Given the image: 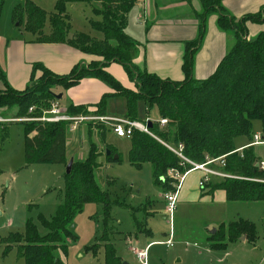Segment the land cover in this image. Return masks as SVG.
<instances>
[{
    "label": "trees",
    "instance_id": "obj_1",
    "mask_svg": "<svg viewBox=\"0 0 264 264\" xmlns=\"http://www.w3.org/2000/svg\"><path fill=\"white\" fill-rule=\"evenodd\" d=\"M201 2L204 9L202 19L210 13H216L219 28L233 38V46L211 77L195 79L193 56L202 44L205 29L202 25L198 39L190 43L185 52L182 67L185 79L174 82L140 71L134 66L139 43L127 34L126 29L137 0H59L55 12L49 17L52 27L50 36L44 34L47 13L27 0L15 10L14 20L18 26L34 34L39 43L66 44L102 61L78 64L66 75H57L44 65L36 64L33 67L32 85L25 91L10 88L4 74L0 73V81L5 88L0 90V109L17 108L16 120L39 119L51 108V103L57 101L54 93L56 88L68 90L84 79H98L108 85L113 93L102 97L93 108L97 112L90 113L87 106L72 105L67 114L70 117H105L107 101L114 97L126 99L127 114L124 119L128 121L138 122L137 108L140 102L146 105L148 115L152 109H157L160 121L167 120L168 124L161 127L160 122L151 123L150 131L154 137L135 131L129 139V162L138 169L150 164L154 183L163 192L175 190V183L167 177L169 170L184 172L190 169L189 165L183 167L182 160L165 146L177 147L181 144L184 156L194 163L202 164L207 158L216 160L225 157L226 166L222 171L234 177L207 184L201 192L203 195L213 196L221 190L226 193L229 203L264 202V170L259 166L261 161L254 146H250L254 141L255 121L261 122L264 141V29L254 39L248 38V24L264 26V7L238 20L224 9L221 0ZM74 4L94 8V13L101 17V21H91V25L104 35L103 40L84 33L70 35L68 6ZM96 5H100V8H95ZM112 63L124 68L130 81L135 84L134 90L123 87L107 72ZM37 71L42 73L38 79ZM19 123L25 126L26 166L53 164L67 167L70 162L67 157V135L72 122ZM97 129L102 131L100 135L105 142L109 129L105 125H99ZM242 137L251 143L238 152L236 139ZM96 149L97 144L91 141L86 158L74 160L70 174L66 172L63 201L56 215L51 220L40 217L48 234L40 236L37 227L28 223L25 235L12 240L25 264H66V238L74 239L71 228L75 216L89 203L101 204L109 210V194L97 180L96 174L102 167V153ZM106 150L112 154L106 156ZM106 150L103 155L107 162H121L120 157L116 161L113 159L118 154L115 149L107 146ZM142 231L150 234L145 228ZM241 236L253 240L254 226L242 220L223 225L209 241L214 250H221L228 242L236 241L235 237ZM101 246L107 249L106 264H121V259L109 243L97 244L94 251Z\"/></svg>",
    "mask_w": 264,
    "mask_h": 264
},
{
    "label": "rangeland",
    "instance_id": "obj_2",
    "mask_svg": "<svg viewBox=\"0 0 264 264\" xmlns=\"http://www.w3.org/2000/svg\"><path fill=\"white\" fill-rule=\"evenodd\" d=\"M26 1L0 0L1 51L8 39L13 40L21 35L26 39L32 38L14 20L15 10ZM30 1L41 7L49 18L55 12L59 0ZM187 1L189 3L192 0ZM198 1L202 4V0ZM94 7L100 8V5ZM68 14L72 27L70 35L84 33L100 40L103 38V34L94 30L91 25V21L100 20L93 7L84 4L69 5ZM194 17L202 20L199 13ZM51 28L48 19L44 28L45 34ZM108 102V114L121 118L127 114V102L124 98L110 99ZM6 112L3 116L7 120H0V264H25L12 240L25 235L28 223L37 227L40 236L48 234L40 217L51 220L56 215L63 201L67 167L53 164L26 166L25 126L13 122L17 108L8 109ZM89 112L97 111L89 109ZM137 113L140 123L160 122L157 109H152L148 115L143 102L138 103ZM44 115L45 113L41 117H45ZM85 118L87 120L72 126L77 129L74 133L68 132L67 156L69 159L85 156L89 152L90 142L93 141L104 160L103 154L107 146L100 135L101 127L97 129L99 125H105L101 123L102 117ZM260 128L261 122L255 121L254 137H262ZM89 130L92 132L89 133ZM106 143L118 152L116 155L121 159L120 163L104 160L105 163L101 162L103 166L96 174L102 189L109 194L111 206L106 210L101 204L89 203L75 216L71 228L74 239L66 238V264H106L105 246L95 251L94 248L97 244L108 243L113 246L116 256L123 264H141L132 248L143 251L151 242L157 243L149 250V264H264V202L220 203L206 195L198 199L181 200L177 203L171 226L166 204L163 203L165 192L155 185L151 165L145 164L138 169L130 164L129 139H117L108 134ZM256 151L261 155L260 161L264 162V147L257 148ZM240 220L254 226L255 238L251 240L241 236L245 238L242 240L241 237H235L237 240L228 242L224 249L214 250L209 241L212 231ZM143 228H147L150 234L140 232ZM171 232L174 235V247L161 245ZM131 236L132 245L127 241ZM207 247L210 250L205 249ZM57 255L61 253L57 252Z\"/></svg>",
    "mask_w": 264,
    "mask_h": 264
},
{
    "label": "crops",
    "instance_id": "obj_3",
    "mask_svg": "<svg viewBox=\"0 0 264 264\" xmlns=\"http://www.w3.org/2000/svg\"><path fill=\"white\" fill-rule=\"evenodd\" d=\"M221 4L232 17L239 20L246 15L259 12L264 7V0H221ZM203 11L202 4L198 0H192L189 3L187 0H137L136 6L129 15L126 29L127 34L139 43V51L134 58V66L140 71H146L162 79L174 82L183 81L185 75L182 67L185 52L188 45L198 39L200 28L203 25L205 29L202 44L193 56V77L198 80L211 77L221 60L232 48L234 41L231 36L219 28L218 15L216 13L206 15L204 20L202 19L203 21L194 17L198 13L202 15ZM99 18V21H101V17ZM263 29L264 26L248 24V38L254 39ZM30 34L32 38L29 39H26L23 35L14 37L15 39L13 40L8 39L9 41L4 50H0V73L4 74L10 88L14 90L25 91L32 85L33 67L36 64L44 65L57 75H66L78 64H89L92 61L101 60L66 44L39 43L38 38L32 33ZM51 34L52 28L45 35L50 36ZM103 39L104 35L101 40ZM107 72L117 79L123 87L130 90L135 89V84L130 81L121 65L112 63L108 66ZM41 75L42 73L37 71L36 79L41 77ZM4 89V85L0 81V90ZM54 93L62 95V99L57 101L62 111L68 112V108L72 105L87 106L91 110L101 101L104 95L113 93V90L98 79L88 78L82 80L76 87L68 90L56 88ZM119 98L121 97L110 99ZM6 111L7 109H0V120H7L3 116L7 113ZM105 117L121 118L108 114L107 109ZM13 122L21 121L14 119ZM104 124L110 131L109 125ZM76 130H71L70 127L69 132L74 133ZM260 130H262V126ZM108 134L114 135L111 131L105 135L104 145L106 146H108L106 143ZM250 143L251 141L242 137L236 139L235 144L238 152H242L243 149L249 147ZM98 147L100 146L98 145ZM260 147H264V145L254 146L258 157L261 155L256 149ZM87 154L81 158L68 159L70 161H81L86 158ZM101 158L102 161L100 162L105 163L106 160L104 159V161L103 157ZM101 165L103 166V164ZM202 176L201 172H192L187 176L180 191L178 202L187 199H198L203 195L199 189V181ZM206 197H212V200L220 203H229L226 193L221 190L216 191L213 196ZM163 203H165L164 200ZM143 229L139 231L143 232ZM145 229L148 230L147 228ZM130 239H132V236L127 238L128 244L132 245L133 240ZM156 243L151 242L146 248L149 247L151 251L156 246ZM134 249L137 250L133 247L132 251ZM205 249L210 250L209 247ZM120 262L123 264L122 261Z\"/></svg>",
    "mask_w": 264,
    "mask_h": 264
},
{
    "label": "built area",
    "instance_id": "obj_4",
    "mask_svg": "<svg viewBox=\"0 0 264 264\" xmlns=\"http://www.w3.org/2000/svg\"><path fill=\"white\" fill-rule=\"evenodd\" d=\"M32 111V110H31ZM45 117H41L39 119H22L18 121L22 122H30V121H39L44 123H60V122H72L73 125H77L78 123L87 120L85 117H70L67 112H63L59 106L58 101H53L51 104V108L44 112ZM100 120L109 125L110 131L120 139H130L131 136L135 131L147 134L151 137H154L148 128V124H143L140 122H132L128 121L124 118H106L102 117ZM168 124L167 120H161L160 126L165 127ZM72 125V126H73ZM71 130H75L76 128H72ZM256 145H264V141L260 135H256L254 137V142L250 146ZM170 151H172L175 155H177L182 160V166L185 167L186 165L190 166L189 170L184 172H180L176 169H171L169 174L167 175L168 179L172 180L174 184L175 190L166 192L163 196V200L166 204V212L168 216V222L172 226L175 210L177 208V203L179 199V194L182 189L183 183L187 176L192 172H201L203 174L201 180L199 181V189L202 191L205 189L206 185L211 182H220L226 179L234 178L233 176L225 173L222 169L225 168L226 162L225 157L220 159H206V162L199 164L194 163L188 158L184 156V147L183 145H179L177 147H172L165 145ZM261 170H264V162L260 163ZM167 218V217H166ZM166 247H174V235L173 232L170 233L169 238L165 241L160 243ZM149 247L143 251L133 250V253L137 260L141 264H149Z\"/></svg>",
    "mask_w": 264,
    "mask_h": 264
},
{
    "label": "water",
    "instance_id": "obj_5",
    "mask_svg": "<svg viewBox=\"0 0 264 264\" xmlns=\"http://www.w3.org/2000/svg\"><path fill=\"white\" fill-rule=\"evenodd\" d=\"M56 99L57 100H61L62 99V95H55ZM152 127V124L151 122L148 123V128L150 129ZM112 154V152L110 150H106V156H110ZM113 159L116 161L119 159V156L118 155H114L113 156ZM72 165H73V161H70L68 166H67V174H70L71 172V169H72ZM216 233V230L212 231V235H214ZM242 240H245V238L243 237Z\"/></svg>",
    "mask_w": 264,
    "mask_h": 264
}]
</instances>
